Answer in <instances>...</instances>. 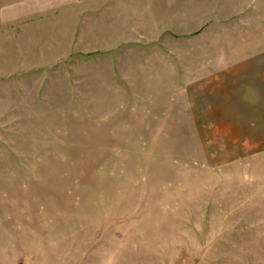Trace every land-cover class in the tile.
<instances>
[{
    "label": "rangeland",
    "instance_id": "374dc122",
    "mask_svg": "<svg viewBox=\"0 0 264 264\" xmlns=\"http://www.w3.org/2000/svg\"><path fill=\"white\" fill-rule=\"evenodd\" d=\"M260 76L264 0H0V264H264Z\"/></svg>",
    "mask_w": 264,
    "mask_h": 264
},
{
    "label": "crops",
    "instance_id": "0c3cea01",
    "mask_svg": "<svg viewBox=\"0 0 264 264\" xmlns=\"http://www.w3.org/2000/svg\"><path fill=\"white\" fill-rule=\"evenodd\" d=\"M224 1H227V0H224ZM223 2V1H222ZM162 4V3H161ZM160 8H162V6H160ZM246 8V2H244V6H243V8H242V6L240 7V9L239 10H242V9H245ZM257 62H259V61H257ZM247 70V74H254V72L251 70V69H249V68H247L246 69ZM256 73V72H255ZM257 74V73H256ZM260 74H262V73H260ZM246 80L248 81V80H250V79H248V78H246ZM252 80H253V78H252ZM255 83H262V82H264V79H262L261 78V76H260V80H257V78H256V80L254 81ZM255 104L257 105V103L255 102ZM254 104V105H255ZM253 105V106H254Z\"/></svg>",
    "mask_w": 264,
    "mask_h": 264
}]
</instances>
